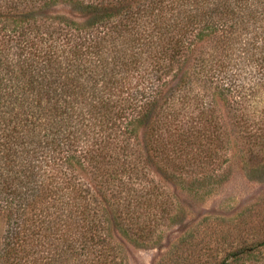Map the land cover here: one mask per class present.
<instances>
[{"label":"trees","instance_id":"16d2710c","mask_svg":"<svg viewBox=\"0 0 264 264\" xmlns=\"http://www.w3.org/2000/svg\"><path fill=\"white\" fill-rule=\"evenodd\" d=\"M234 159L264 171V0H0V264H128L116 237L168 229L156 264H247L264 238L180 198Z\"/></svg>","mask_w":264,"mask_h":264},{"label":"rangeland","instance_id":"374dc122","mask_svg":"<svg viewBox=\"0 0 264 264\" xmlns=\"http://www.w3.org/2000/svg\"><path fill=\"white\" fill-rule=\"evenodd\" d=\"M230 174L225 183L217 186L208 195L203 196L205 192H201L196 199L195 193L187 192L181 194L180 198L188 220L196 217H202L201 219L210 217L212 220L213 217H218L222 219L221 223L226 228L233 225V245L241 242L250 244L256 238H264V171L263 173L246 171L242 163L234 159ZM184 202L192 203L193 208H189ZM3 231L4 225L0 224L1 235ZM170 232V229L166 230L165 236L167 234L168 237L167 239L165 237L160 246L150 249L137 248L118 237L115 241L120 244L128 264H156L165 255L169 245L180 236V232L169 234ZM224 232L223 230L221 234ZM246 263L264 264V250L247 259Z\"/></svg>","mask_w":264,"mask_h":264}]
</instances>
